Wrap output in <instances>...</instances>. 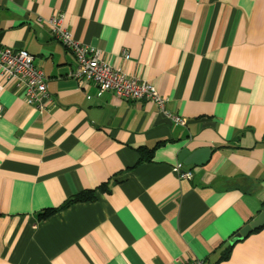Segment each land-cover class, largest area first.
<instances>
[{
	"label": "crops",
	"instance_id": "obj_1",
	"mask_svg": "<svg viewBox=\"0 0 264 264\" xmlns=\"http://www.w3.org/2000/svg\"><path fill=\"white\" fill-rule=\"evenodd\" d=\"M57 16L185 124L73 77ZM0 44L55 103L0 69V264H264V226L226 245L264 209V0H0ZM184 149L210 151L191 179Z\"/></svg>",
	"mask_w": 264,
	"mask_h": 264
},
{
	"label": "built area",
	"instance_id": "obj_2",
	"mask_svg": "<svg viewBox=\"0 0 264 264\" xmlns=\"http://www.w3.org/2000/svg\"><path fill=\"white\" fill-rule=\"evenodd\" d=\"M49 23L55 39L60 41L75 58L73 77L95 83L101 92L108 91L116 97L152 101L175 123L185 124V119L166 111L165 104L168 99L160 95L154 84L129 76L124 71L113 67L108 61L100 59L95 47L81 43L68 29L63 27L62 17H53ZM125 57L130 56L126 53ZM0 69L10 81L15 82L16 87L23 90L26 101L30 105H34L41 111H48L55 104L47 91L45 74L35 64V57L29 51L15 50L0 44ZM2 88L0 84V90ZM2 111L3 106L0 103V116ZM173 171L181 179L193 177V171L188 169L183 162L175 164ZM184 264L207 263L203 259H193Z\"/></svg>",
	"mask_w": 264,
	"mask_h": 264
},
{
	"label": "water",
	"instance_id": "obj_3",
	"mask_svg": "<svg viewBox=\"0 0 264 264\" xmlns=\"http://www.w3.org/2000/svg\"><path fill=\"white\" fill-rule=\"evenodd\" d=\"M206 153L209 155V149H202V151L191 152L188 149H184L179 159L183 161L188 169H192L194 165L203 164L205 162ZM202 155V156H201ZM264 226V209L258 215V217L252 221L251 223L247 224L244 228H242L238 233H236L226 245H232L238 240L247 237L251 232L260 227Z\"/></svg>",
	"mask_w": 264,
	"mask_h": 264
},
{
	"label": "trees",
	"instance_id": "obj_4",
	"mask_svg": "<svg viewBox=\"0 0 264 264\" xmlns=\"http://www.w3.org/2000/svg\"><path fill=\"white\" fill-rule=\"evenodd\" d=\"M92 198H94V191L89 190L87 192H83L82 194H79V195L73 197L72 199L67 201V204L69 202H75V201H80V200H84V199H92Z\"/></svg>",
	"mask_w": 264,
	"mask_h": 264
}]
</instances>
